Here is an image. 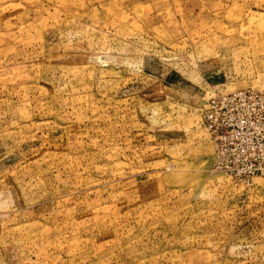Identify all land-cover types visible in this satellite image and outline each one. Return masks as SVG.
I'll use <instances>...</instances> for the list:
<instances>
[{
  "label": "rangeland",
  "instance_id": "obj_1",
  "mask_svg": "<svg viewBox=\"0 0 264 264\" xmlns=\"http://www.w3.org/2000/svg\"><path fill=\"white\" fill-rule=\"evenodd\" d=\"M240 88L264 0H0V264H264V176L200 124Z\"/></svg>",
  "mask_w": 264,
  "mask_h": 264
},
{
  "label": "built area",
  "instance_id": "obj_2",
  "mask_svg": "<svg viewBox=\"0 0 264 264\" xmlns=\"http://www.w3.org/2000/svg\"><path fill=\"white\" fill-rule=\"evenodd\" d=\"M201 126L213 148L212 168L248 182L264 176V94L250 88L209 95Z\"/></svg>",
  "mask_w": 264,
  "mask_h": 264
}]
</instances>
